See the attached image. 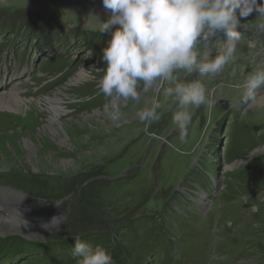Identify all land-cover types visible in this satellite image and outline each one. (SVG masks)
<instances>
[{
  "label": "rangeland",
  "instance_id": "obj_1",
  "mask_svg": "<svg viewBox=\"0 0 264 264\" xmlns=\"http://www.w3.org/2000/svg\"><path fill=\"white\" fill-rule=\"evenodd\" d=\"M91 12L106 18L100 0H0V92L29 100L22 114L0 110V187L29 197L17 212L0 206V237L52 252L79 237L114 264H264V88L250 101L237 87L264 62L237 46L214 76L181 73L201 80L211 104L189 108L183 140L172 119L180 106L163 88H141L111 120L98 88L107 35L86 26ZM82 69L89 78L78 80ZM56 92L52 132L40 104ZM153 97L159 119L139 121Z\"/></svg>",
  "mask_w": 264,
  "mask_h": 264
},
{
  "label": "clouds",
  "instance_id": "obj_2",
  "mask_svg": "<svg viewBox=\"0 0 264 264\" xmlns=\"http://www.w3.org/2000/svg\"><path fill=\"white\" fill-rule=\"evenodd\" d=\"M106 12L101 19L89 14L86 26L106 34L100 50L103 75L99 91L110 102L104 113L111 120L120 117L121 103L140 98V89L163 88V95L180 106L172 117L183 140L193 113L189 108L211 104L206 98L201 80L195 73L216 75L235 58L241 34L242 20L258 18L264 29V0H100ZM225 39L216 40L219 35ZM216 40V53L210 48ZM237 87L250 101L257 99L264 88V64L257 65ZM159 99L153 97L136 112L139 121L149 123L159 119ZM72 256L76 264H114L109 251L102 245L92 246L75 238Z\"/></svg>",
  "mask_w": 264,
  "mask_h": 264
},
{
  "label": "bare ground",
  "instance_id": "obj_3",
  "mask_svg": "<svg viewBox=\"0 0 264 264\" xmlns=\"http://www.w3.org/2000/svg\"><path fill=\"white\" fill-rule=\"evenodd\" d=\"M103 14L104 13L99 14L101 19H104ZM250 17H251V21L248 24H242L241 23V26L238 29V31L245 30V32H248V31L252 32L251 35H252L253 40L248 41V42L247 41L244 42L245 40L238 41L237 46L239 48L241 47L240 48L241 50L242 49L244 50V48L248 49L249 55L255 57V59H254L255 62H258V61L264 62V48L261 49V47H264V29H261L260 27H258V23H257L258 18L255 16V14H253V16H250ZM210 52H212L211 49H210ZM241 74H242V72H241ZM77 76H78V80L79 79L83 80V79L89 78L88 72L84 69H82L80 72H78ZM239 77H240V75H239ZM15 92H17V91H15ZM57 93H59V92H56L51 97H45L43 100V103L40 104L41 109L44 108L46 111H48L47 112L48 117H47L46 127L48 130H50L52 132L54 131V128L58 129V127H59V116H58V114L60 113V111H58L57 109L62 110V104H60L61 98L58 97ZM27 101H29V100L18 97L16 93H10L7 91L0 92V110H5L8 112H17L18 114H22V112L24 111V108L27 107L26 106ZM30 109H32L31 106H30ZM49 109L52 113L49 112ZM18 114L15 116L19 117ZM37 114H39V112H37ZM25 144L27 146L32 145L33 141L31 139L27 138V139H25ZM11 196H13L14 198L11 199L10 198ZM17 198H22L23 200L29 199V197H27L23 193H20L19 191H15V190H12L9 188L5 189L4 187H0V206H3L5 208H6V206H9V208L11 207L13 209V211L16 210L15 212H17L16 208H18V206L24 204L22 202H17ZM10 223L12 224L13 227H17L18 225L21 224V221L17 218L10 217Z\"/></svg>",
  "mask_w": 264,
  "mask_h": 264
},
{
  "label": "trees",
  "instance_id": "obj_4",
  "mask_svg": "<svg viewBox=\"0 0 264 264\" xmlns=\"http://www.w3.org/2000/svg\"><path fill=\"white\" fill-rule=\"evenodd\" d=\"M10 238V236L4 238L0 237V261L6 260L7 258L11 259L12 261L18 259H34L36 262L44 263L43 259L45 258L46 263L44 264H64L65 262L69 261L71 257L74 258L72 256V248L74 243H70L73 246H65L58 249L57 251L53 250V252L55 251L53 253L51 251L52 247L50 245L40 247L39 249L31 245H38L37 243H29V245L17 246L15 243L10 241ZM35 253H38V255H35Z\"/></svg>",
  "mask_w": 264,
  "mask_h": 264
}]
</instances>
